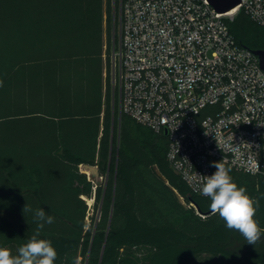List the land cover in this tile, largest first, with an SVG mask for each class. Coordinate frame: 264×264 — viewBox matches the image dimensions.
Instances as JSON below:
<instances>
[{
    "label": "trees",
    "instance_id": "obj_1",
    "mask_svg": "<svg viewBox=\"0 0 264 264\" xmlns=\"http://www.w3.org/2000/svg\"><path fill=\"white\" fill-rule=\"evenodd\" d=\"M115 16L113 0H0V247L18 255L42 208L54 222L37 238L55 248L54 264H264V235L250 244L227 229L171 166L168 135L120 111ZM227 22L239 44L264 49V27L245 10ZM210 162L259 201L264 230V176ZM86 163L108 175L103 184ZM83 195L95 199L90 224Z\"/></svg>",
    "mask_w": 264,
    "mask_h": 264
},
{
    "label": "built area",
    "instance_id": "obj_2",
    "mask_svg": "<svg viewBox=\"0 0 264 264\" xmlns=\"http://www.w3.org/2000/svg\"><path fill=\"white\" fill-rule=\"evenodd\" d=\"M234 9L219 12L209 0L118 5L110 76L120 111L168 129L171 166L201 195L212 158L264 176V70L227 22L243 9L264 27V0Z\"/></svg>",
    "mask_w": 264,
    "mask_h": 264
},
{
    "label": "clouds",
    "instance_id": "obj_3",
    "mask_svg": "<svg viewBox=\"0 0 264 264\" xmlns=\"http://www.w3.org/2000/svg\"><path fill=\"white\" fill-rule=\"evenodd\" d=\"M2 84L0 80V86ZM213 166L216 171L207 176L202 186V194L211 200V211L219 215L227 229L238 231L248 243L255 244L264 235V230L255 219L259 201L250 197L244 187L233 182L230 169L219 162ZM22 211L25 214L32 209L26 204ZM34 217L38 221L34 235L18 249L16 256L9 249L0 247V264H54L57 258L55 248L50 241L37 238L45 224L54 222V217L46 215L42 208L35 211Z\"/></svg>",
    "mask_w": 264,
    "mask_h": 264
},
{
    "label": "water",
    "instance_id": "obj_4",
    "mask_svg": "<svg viewBox=\"0 0 264 264\" xmlns=\"http://www.w3.org/2000/svg\"><path fill=\"white\" fill-rule=\"evenodd\" d=\"M210 3L212 4V6L219 12H229L232 9L236 8L238 6V4L240 3V0H209ZM259 58L260 61V65L262 67V69L264 70V49H257L253 51ZM165 134L168 135V129H165ZM82 168L88 170L89 173V179L94 181L96 184L100 183V169L99 166L96 164H82L81 165ZM180 202L184 205L187 206V202L185 201V199L183 198V196L181 194H179L178 192H176ZM83 198L85 200L88 199L87 195H83Z\"/></svg>",
    "mask_w": 264,
    "mask_h": 264
},
{
    "label": "rangeland",
    "instance_id": "obj_5",
    "mask_svg": "<svg viewBox=\"0 0 264 264\" xmlns=\"http://www.w3.org/2000/svg\"><path fill=\"white\" fill-rule=\"evenodd\" d=\"M115 2H116V5H119V0H113V4H115ZM115 18H117L118 19V16H115ZM115 18H114V20H115ZM117 22V21H116ZM119 27H118V24H117V26H116V34H115V31H113L112 32V35H111V40H110V49H111V52L110 53H112V50H113V45H114V43L117 45L118 44V42H119ZM109 39V38H108ZM109 41V40H108ZM109 47V46H108ZM108 54V56H109V52L107 53ZM113 56H114V54H113ZM105 57H106V54H105ZM111 59V58H110ZM106 60V59H105ZM105 76H106V74H105ZM80 170L81 171H83V172H85V173H87V175L89 176V171L88 170H86V169H84V168H82V167H80ZM107 177H108V175L107 174H104V175H102L101 174V176H100V178H99V180H100V182H101V184H103L105 181H106V179H107ZM94 184H95V182H94ZM96 187V186H95ZM86 202H87V204L89 205V211H88V215H87V218H86V221L88 222V224H90L91 222H92V216H94L95 215V210H94V202H95V199H94V197H88V199L86 200ZM98 217H99V214L97 215ZM200 264H209L208 263V259L206 258V257H202L201 259H200ZM219 259L218 260H216L214 263H216V264H218L219 263Z\"/></svg>",
    "mask_w": 264,
    "mask_h": 264
},
{
    "label": "bare ground",
    "instance_id": "obj_6",
    "mask_svg": "<svg viewBox=\"0 0 264 264\" xmlns=\"http://www.w3.org/2000/svg\"><path fill=\"white\" fill-rule=\"evenodd\" d=\"M235 9H232L230 12H233Z\"/></svg>",
    "mask_w": 264,
    "mask_h": 264
}]
</instances>
